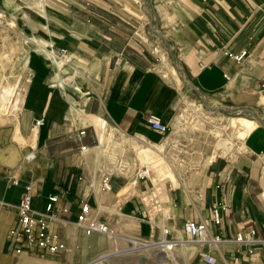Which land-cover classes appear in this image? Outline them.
<instances>
[{
  "label": "crops",
  "instance_id": "1",
  "mask_svg": "<svg viewBox=\"0 0 264 264\" xmlns=\"http://www.w3.org/2000/svg\"><path fill=\"white\" fill-rule=\"evenodd\" d=\"M0 14L17 22L29 66L23 107L0 129V264H86L161 236L193 243L187 222L222 239L193 243L201 263L211 255L214 264H264V0H0ZM192 96L228 129L236 116L252 124L236 157L227 140L200 146L147 125L154 114L170 129ZM155 154L175 182L156 179ZM27 185L39 212L59 196L50 228L67 250H29L12 236ZM85 204L118 241L76 225Z\"/></svg>",
  "mask_w": 264,
  "mask_h": 264
},
{
  "label": "rangeland",
  "instance_id": "2",
  "mask_svg": "<svg viewBox=\"0 0 264 264\" xmlns=\"http://www.w3.org/2000/svg\"><path fill=\"white\" fill-rule=\"evenodd\" d=\"M23 37L17 22L9 20L0 14V129L10 127L13 124V116L19 112V101L29 82L28 46ZM8 87L12 88L13 94L9 93V95L7 93L6 89ZM177 116L180 118L170 127V132L174 134L187 133L193 139L195 138L194 141L200 146L215 143L219 145L221 141L227 140L230 142L231 147L233 146L232 156L234 157L242 151L243 137L245 136L237 134L234 129H228V120H219L209 106H204V102L201 99L195 96L185 98L179 107ZM234 118H240V116ZM227 131L229 138L226 134ZM175 142L176 144L182 143L178 139ZM180 152L179 147L176 156L170 159L171 164L179 163V156L177 157V155ZM219 154H215L214 157ZM155 156L158 157L150 165L151 168L161 170L168 167L170 162L166 158L160 154H155ZM139 174L143 176L141 173ZM168 174H170V169H166L164 177L170 178ZM144 177L145 179L149 178L148 176ZM172 181L175 182L174 180ZM155 193H160L157 187ZM145 200L152 204V198L149 195H145ZM107 237L113 241H118L115 234L114 236L107 235ZM164 237L144 239L118 246L113 251L104 253L86 264H203L199 261L200 254L196 253V244L182 243L175 245L167 237L166 239ZM136 243L140 247H137ZM168 244H172L170 250L172 256L167 261L165 260V250Z\"/></svg>",
  "mask_w": 264,
  "mask_h": 264
},
{
  "label": "built area",
  "instance_id": "3",
  "mask_svg": "<svg viewBox=\"0 0 264 264\" xmlns=\"http://www.w3.org/2000/svg\"><path fill=\"white\" fill-rule=\"evenodd\" d=\"M247 56V52L243 51L235 56L238 62H241ZM264 85V83H263ZM43 120L37 121V125H41ZM147 125L156 133L164 135L169 132V126L165 124L157 115H150L146 119ZM102 189L104 191L111 190L110 177L105 175L102 178ZM33 194L31 185L25 187V192L21 197L19 206L17 207V214L19 219V228L12 231V236L22 243L26 244L29 250H39L57 254L68 249L67 244L62 240L61 236L51 232V224L60 221V217L55 209L59 202V196L54 194L48 197V203L45 212H39L34 209L32 205ZM68 213V209L63 210ZM91 208L85 204L81 208L78 215L77 223L87 234L100 233L104 235L114 236L113 231L105 223L98 219L90 217ZM220 208L214 211V221L216 224L220 223L219 213ZM184 231L189 240L196 244H217L221 243L220 237H212L209 234L206 223L187 222L184 225ZM167 235V232H166ZM255 236V232H250L247 235L239 234L237 237L238 243H249ZM22 249H18L21 252ZM207 264H214V257L207 255L205 257Z\"/></svg>",
  "mask_w": 264,
  "mask_h": 264
},
{
  "label": "bare ground",
  "instance_id": "4",
  "mask_svg": "<svg viewBox=\"0 0 264 264\" xmlns=\"http://www.w3.org/2000/svg\"><path fill=\"white\" fill-rule=\"evenodd\" d=\"M6 91H7L8 94L9 93H12V88L11 87H8L6 89ZM25 96H26V90H25V92L23 93V95L20 98V101H19V109L18 110H21L22 109L23 104H24V100H25ZM15 116H17V115H15ZM231 124L233 126V129L236 130V133L237 134H245V135H247L250 132V130L253 128L252 124H249V121L247 119H245V118H234V119L231 120ZM223 146L227 147V141H224L223 142ZM227 149H228V151L231 150L230 148H227ZM162 169H163V171H162ZM162 169L161 170L154 169V174L156 175V179L157 180L165 178L164 177V174L166 173V168L165 169L162 168ZM148 171L149 170H145L144 172H141V174L143 176H148L150 178V174H149ZM168 176H170L173 180L176 181V178L174 176V172L171 169H170V174H168ZM141 246H146V245H141ZM166 246H167V249L165 250V254H166L165 260L168 261L169 257L172 256L171 255L172 253L170 251L171 248H172V244H168ZM137 247H140V245L137 244Z\"/></svg>",
  "mask_w": 264,
  "mask_h": 264
}]
</instances>
